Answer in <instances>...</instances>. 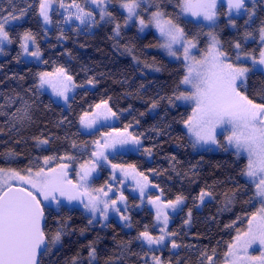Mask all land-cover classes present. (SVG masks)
I'll list each match as a JSON object with an SVG mask.
<instances>
[{"label":"trees","instance_id":"obj_1","mask_svg":"<svg viewBox=\"0 0 264 264\" xmlns=\"http://www.w3.org/2000/svg\"><path fill=\"white\" fill-rule=\"evenodd\" d=\"M81 1L75 0L76 3ZM262 1L257 0L258 8L250 23H246L243 17L234 18V29L229 28L228 19L224 17L225 8L220 7L221 18L215 33L223 50L229 54V62H236L237 50L233 45L237 41L242 45V55L249 53L258 57L261 49L257 41L258 30L264 23ZM0 6H4L0 15H7L13 9L15 13L20 10L28 13L21 24L7 28L13 42L9 44L7 54L0 58V105L3 106L0 107V113H3L0 114V154H3L0 155V167L22 172L30 167L36 171L43 166L45 156H56L57 159L50 163L51 167L56 166L60 162L59 157L65 153L77 154L71 147L73 141L78 145H89L88 154L79 159L83 162L90 155L91 142L99 137L101 131L110 128L99 129L95 135L83 134L79 117L107 100L118 116L117 124L112 128L123 130L125 125H131L129 131L140 137L142 145L139 151L122 153L112 162L125 166L134 164L138 171L148 176L151 184L158 185V194L165 202L175 200L177 195L185 198L182 209L170 219L168 232L176 235L170 237L166 247L149 252V258L159 255L164 264H200L201 252L207 249L211 255L215 249L214 264H223L227 245L238 230H247L248 218L261 205L258 200L251 199L254 186H250L241 175L247 165L246 158L226 150L222 136L218 152L194 151L184 129L191 108L172 104L176 96L187 91L180 83L185 75L183 64L168 60L157 50L159 41L153 32L138 36L135 29L130 28L117 42L113 23H96L91 29L67 26L56 9L52 14L51 30L46 36L36 0H30L27 5H21L19 0H0ZM163 7L168 13L175 14L176 0ZM112 11L117 13L115 7ZM117 14V19L121 20V15ZM177 22L190 37L198 35L194 23L180 18ZM25 32H31L35 37L41 52V64L22 59L20 36ZM246 33H252L251 40L244 39ZM118 43L122 46L120 51L116 48ZM198 45L201 51L206 48L205 37L199 36ZM126 48H131L137 59L159 71L141 74ZM242 63L251 66L250 60ZM57 67H64L78 85L66 108L55 104L49 94L38 89V73L51 72ZM89 79L94 81L91 89L86 87ZM243 90L254 102H264V75L256 71L248 73ZM10 99L15 100L11 107ZM24 101L30 106L31 122L25 121L21 125L9 117ZM153 102L157 105L154 109L151 107ZM35 137L48 139L49 143L37 146ZM146 148L151 149L150 156L145 152ZM9 150L17 155L6 159ZM108 176L106 169H100L93 185H104ZM201 189L213 195L198 207ZM150 195L156 196L157 192L151 191ZM127 202V223L131 227H125L114 219H109L104 225L99 220L90 224L91 218L77 208L60 206L57 210L44 209L43 230L48 245L58 228L63 227L65 234L55 250H48L40 256L39 264H67L77 253L82 264H88L87 246L90 242L98 250L99 264H106L110 258H116L117 264H144L140 257L147 248L135 237L146 226L150 234H158L154 216L145 206L135 209L138 203L135 196L128 194ZM189 210L192 213L190 219ZM186 219L189 220L187 225L184 223ZM172 239L181 247L172 249Z\"/></svg>","mask_w":264,"mask_h":264},{"label":"snow or ice","instance_id":"obj_2","mask_svg":"<svg viewBox=\"0 0 264 264\" xmlns=\"http://www.w3.org/2000/svg\"><path fill=\"white\" fill-rule=\"evenodd\" d=\"M113 2L114 0H91L99 11L100 21L114 23L113 33L118 38L121 35V23L116 21V17L108 7ZM217 2L218 0H176L179 11L172 14L166 12L163 7L166 3H172V0H118L119 8L126 13L123 17L124 26L135 21L139 25V32L154 27L158 33L157 46L176 60L181 59L182 49L186 74L180 83L190 86L192 91L181 92L175 98L195 102L192 115L184 122L188 132L194 137L193 147L209 143L219 146L216 130L223 128L224 131L230 129V134L225 139L228 146L235 149L236 155L247 154V165L241 171V175L247 177L250 186H254L251 199L258 200L261 206L248 218L247 230L243 232L238 230L233 241L227 245L223 264H249V262L264 264V102H254L240 90L248 73L255 71L257 65L262 66L259 71L264 72V48L260 50L259 58L249 53L242 55V45L237 41L233 45L237 50L236 62H229V54L223 50L220 40L212 31H209L207 48L203 51L201 58L197 59L194 52L199 42L198 35L190 37L181 23L177 22L180 16H190L196 21L201 19L207 21V26L210 28L214 27L217 19ZM55 3L56 0H39L38 14L45 25L52 22L49 13ZM146 4L149 7H144ZM60 7L75 8L77 10L75 19L81 24L87 23L91 26L99 22L92 11H85L80 4L75 3V0L67 6L61 0ZM151 8L155 10L152 11ZM228 10L229 13L247 11L245 0H228ZM15 11L13 9L7 15H0V44L13 42L9 31L6 30V25L12 20L19 19L24 15L25 10H20L19 16L15 14ZM253 15L254 13L249 12L250 19ZM68 18L65 17L66 20ZM258 31L260 42L264 44V23ZM251 37L252 33H246L244 39ZM29 42L35 45V37L31 32L23 33L20 36V47L23 53L39 60L41 57L39 48L30 51ZM127 51L131 53V49ZM133 59L137 58L133 56ZM247 60H251V66H243L242 62ZM156 70L159 71V69ZM38 81L39 89L47 86L51 89L52 95L61 98L65 104L70 98L68 94L78 87L73 76L64 67H57L53 72L38 73ZM87 83L91 85L94 81L89 79ZM14 103L15 100L10 99L9 107ZM156 106L155 102L151 105L153 109ZM0 107L3 106L0 105ZM9 119L21 125L25 121L31 122L28 103L24 101L21 107L11 113ZM110 119H118V116L109 106L108 101L104 100L96 104L94 109L84 112L79 117V123L88 135H95L98 124L100 127L106 126L100 121ZM130 127L131 125H125L123 130L100 132L99 138L91 142L90 155L82 163H79V159L88 154L89 145L88 143L78 145L73 141L71 147L77 154L65 153L59 157L60 162L55 167H51L50 163L57 159L56 156H45L43 166L36 171L30 167L24 172L0 167V264H39L38 251L46 252L49 246L42 227V221L45 220L43 205L45 202H51L59 208L61 200L58 197L65 198L69 203L79 201L91 214L90 224L97 217L101 221L107 220L110 211L120 215L122 221H128L129 217L122 214L128 211L127 205L123 209L119 206L126 197L120 193L114 199L109 198V193L113 192L111 181L124 183L117 173L135 181L141 201L147 198V203L155 209V220L163 225L159 229L158 236L150 234L146 226L145 230L135 237L148 246L140 259L144 264H149V259L152 264H164L160 256L151 255L149 258L148 253L155 251L152 248L153 245L166 247V238L176 235L175 232L166 230L169 222L167 210L175 211L183 204L185 198L177 195L175 200L167 202H164L161 196L153 198L147 195L146 189L149 186L155 189L158 185L151 184L147 175L138 171L134 164L125 166L112 162V159L122 154L126 146L132 145L135 146L136 151L140 150L141 139L129 131ZM34 139L37 146L49 143L48 139L40 137ZM145 152L151 155V149L146 148ZM15 155L17 154L9 150L5 158L10 159ZM77 164L78 167L74 169ZM106 166L112 169L110 180L106 181L105 187L92 188L91 183L96 179L94 173ZM70 170H75V182L69 178ZM212 195L210 191L201 189L198 199L204 202L205 198H210ZM225 195L227 196V193ZM227 202L230 203L231 200ZM191 215L189 210V219ZM184 223L187 225L189 220L186 219ZM125 227H131V225L126 223ZM64 234V228H58L51 236V245L59 244ZM255 243H259L262 249L258 257L248 254V249ZM87 247L88 264H99L98 250L92 242ZM179 247L181 245L172 239L171 248ZM200 255L202 258L200 264H214L215 249L212 250L211 255L208 254L207 249ZM67 264H82L80 254L72 256ZM106 264H117V259L110 258Z\"/></svg>","mask_w":264,"mask_h":264},{"label":"rangeland","instance_id":"obj_3","mask_svg":"<svg viewBox=\"0 0 264 264\" xmlns=\"http://www.w3.org/2000/svg\"><path fill=\"white\" fill-rule=\"evenodd\" d=\"M29 1H30V0H19V3H20L21 5H27ZM36 1H37V5H38V8H39V0H36ZM60 2H61V0H56V3L53 5V9H52V10L50 11V13H49V14H50V17H51V21H52V14H53V12L57 9L58 13L60 14V16L62 17L64 23H65L67 26L75 25V26L79 27L80 29H83V28L91 29V28H92V26H93L94 24L91 25V26H89L87 23H86V24H81L79 20H76V19H75V15L77 14V10H76L75 8H68V7H66V8H61V7H60ZM63 3L67 6V5H71L73 2H70V1H68V0H63ZM75 3H76V2H75ZM78 4H80V6H81L82 8L85 9V11H92V12H93V15H94V17H95V19H96L97 21H99V22H98L99 24H104V23H106V22L100 21V19H99V11H98V9H96V6H95L94 4L91 3V0H82L81 3H78ZM245 6H246L247 11L241 10L240 13H237V12H235V11L229 13V10H228V0H218V2H217V19H216V24H215L214 27H211V28L207 26V25H208V22H207V21H203L202 19L199 20V21H196V20H194V19H193L192 17H190V16H180L179 18L182 19V20H185V21H192V23H194V24L196 25V27H197V32H198V41H199V36H203V37H205V39L207 40V33H208L209 31H212V32L216 35V33H215V27L217 26V24L219 23V20H220V18H221L220 7H224V8H225V14H224V17H225L226 19H228V26H229L230 29H234V26H233V24H234L233 19H234V18H241V17H243V18L246 19V21H247L248 23H250V22L253 20V18H254V16H255V13H256V11H257V8H258V6H257V0H245ZM108 7H109V11H111V12L113 13V15L116 17V21H118V22L121 23V35H120V37H118V38L115 37V35H114V33H113V35H114V37L116 38L117 42H118L119 40H121V38H122V33L125 32V31H127V30L130 29V28H134L138 36H144V35H146V34L149 33V32H153V33L156 35V37L158 38V33L156 32V29H155L154 27H152V28H147V29L144 30V32H139V30H138V29H139V25H138L135 21H131V22H129V24H128L127 26H124V24H123V17H124V15H126V13H124V12L119 8V3H118V1H117L116 3H113V4L109 5ZM114 7L116 8L117 13H119V14L121 15V17H122L121 20H118V19H117L118 14L112 11V9H113ZM144 7L147 8V7H149V5L146 4V5H144ZM262 7L264 8V0L262 1ZM3 9H4V6H0V13H1V11H2ZM164 9H165L166 12H168L166 8H164ZM151 10L154 11L155 8H151ZM178 11H179V9L176 8V12H178ZM249 12L254 13V15L252 16L251 19L249 18ZM15 14L19 16V15H20V12H19V13H15ZM27 14H28V13L25 11V12H24V15L20 16L19 19L10 21V22L6 25V30H7V28H9V26H13V25L15 26V25H19V24H21V22L25 20ZM142 14H144L145 16L147 15L146 13H142ZM65 17H69V18L66 20ZM230 20H231V23H230ZM40 23H41V26H42V30H43V32H44V33L46 34V36H47L48 32L51 30L52 22H51L50 24L45 25V24L43 23L42 18L40 17ZM113 24H114V23H113ZM216 36H217V35H216ZM251 39H252V37L249 38V39H247V40H251ZM35 41H36V40H35ZM257 41H258V43H259L261 49L264 48V44H261V42H260L259 35H258ZM207 43H208V40H207ZM8 46H9L8 43L0 44V58H1V57H4V56L7 54V52H8V50H7ZM37 47L39 48L37 42L35 43V45H33L31 42H29V50H30V51H34ZM119 47L121 48L122 46L119 45V43H118V46H117V44H116V48H117L118 50L120 49ZM206 48H207V46H206ZM206 48H205L204 50H206ZM127 49H131V48H126V52H127V54L132 58V61H133L134 65H136V66L139 68L138 71H139L141 74H143V73H155V72H157V70H156L157 68H156V67L149 66V65L145 64L144 62L140 61L139 59H135V60H134V59H133V56H134V55L132 54V49H131V53H129V51H127ZM261 49H260V50H261ZM39 50H40V49H39ZM157 50L160 51V52H161V53H162V54H163L168 60L182 63L183 66H184V69H185V74H186V68H185V64H184V61H183V57H182V49H181V59H180V60H176L175 58L168 56L167 53H166L163 49L159 48L158 46H157ZM204 50H203V51H204ZM20 51H21L22 59H23L25 62H31V63H34V64H41V63H42V58H41V57H40V59L38 60V59H36V58H34V57L28 56L27 54H24V53H23V50L21 49V47H20ZM119 51H120V50H119ZM203 51H201V50L199 49V45H198V46H197V50L194 52V54L196 55V58H197V59H200V58H201V55H202ZM257 58H259V54H258V57H257ZM247 61H249V60H247ZM250 61H251V60H250ZM146 65H147V66H146ZM243 66H244V65H243ZM261 67H262V66L257 65L255 71H256V72H260V73H262V74L264 75V72L259 71V69H260ZM53 71H54V70H53ZM53 71H51V72H53ZM245 81H246V79L243 81V87L240 89L243 93H244V90H243V89H244V86H245ZM38 83H39V81H38ZM182 85H183V84H182ZM183 86H184V88L187 90L185 93H187V92H191V91H192V89L190 88V86H187V85H183ZM86 87H89V88L91 89V88H93L94 86H93V84H91V85L88 84ZM38 89H39V88H38ZM75 90H76V88L73 89L72 92H70V93L68 94L69 97L72 96V94L74 93ZM39 91H40V92H43V93H47V94H49V95L51 96V98L53 99V101H54L55 104H57V105H59V106H61V107H63V108H66V107H67V104H65V102H64L61 98H59V97H55V96L52 95L51 89L48 88L47 86H45V88H43V89H39ZM172 104H173V105H176V106H179V107H189V108H191V115H192V112H193V108L195 107V102H194V101H183V100H177L176 98L173 99ZM93 109H94V108H93ZM191 115H190V116H191ZM100 123H101V124H104V125H106V126H105V127H100V125L98 124V125H97V129H98V130H99V129H102V128H106V127H108V128H110V129H108V130H106V131H101V132L112 131L113 129H115V128H112V127H114V125L117 124V119H110V120H107V121L101 120ZM79 126H80V131H81L83 134L88 135V134H87V131L81 128L80 123H79ZM184 129L186 130V132H187V134H188V137H189V139H190V142H191V144H192V146H193L194 137H192V136L190 135V133L188 132V130H187V128H186L185 125H184ZM119 130H121V129H119ZM216 131H217V133H218V135H217V140H218V142H219V146H217L216 144H211V143L206 144V145H200V144H198V145H196L195 147H193L194 151H196V152H207V153H215V152H218V151L220 150V141H219V140H220V138H221V136H222V138H223V143H224V145L226 146V150H229V151H232V152L235 153V149L232 148V147H230V146H228L227 141H226V139H225V137H226L227 135L230 134V129H229L228 131H224L223 128H217ZM99 136H100V135H99ZM98 138H99V137H98ZM96 139H97V138H96ZM134 151H136V150H135V146L129 145V146H126V149H125L122 153H126V152H134ZM235 154H236V153H235ZM240 156H243V157L246 158V160H247V154H241ZM79 163H82V162H79ZM53 167H55V166H53ZM76 167H78V164L74 166V169H75ZM104 169H106V170L109 172V176H108V181H109V180H110L111 173H112V169L110 168V166H106ZM99 171H100V170H98L97 173H94V176H97V175L99 174ZM117 176L119 177V179L124 180V183H123V184H120L118 181H111V186H112V188H113V192H110V193H109V198H113V199H114V198H116L117 195H119L120 193H122V194L126 197V200H125L123 203H121L119 206L121 207V209H123V208L125 207V205H127V208H128L127 195L129 194V195L135 196V197L138 199V203L136 204L135 209H140V208H142V207L145 206V207H147V208L153 213L155 226H156V229H157V232H158V234H157L156 236L160 235V230H159V229H160V227H162L163 225H162V224H159V223L155 220V209H154L150 204L147 203V198H145L143 201H141L139 191L136 189L135 181L132 180L131 178H125L124 176L120 175L119 173H117ZM69 178L72 179V180L75 182V179H76L75 170H70V172H69ZM245 180L247 181V177H245ZM247 182H248V181H247ZM14 183H15V182H14ZM105 185H106V183H105L104 185H101V186H94V185H93V181H92V183H91V187H92V188L105 187ZM151 191H156V192H157V195H156V196H160V195L158 194L157 189H156V188L153 189V188H151V186H149V188L146 189L147 195H150V192H151ZM150 196H151V195H150ZM156 196H152V197L155 198ZM41 199H42V198H41ZM58 199L61 200V205H60V206H65V207H68V208H77V209L81 210L85 215H87V216H89L90 218H92V217H91V214H90L88 211H86V210L84 209L83 205L80 204L79 201H73V202L69 203V202H68L65 198H63V197H58ZM209 199H210V198H205V201H204V202H201V201L199 200V201H198V207H201V205H202L203 203H205L206 201H208ZM164 202H165V201H164ZM184 203H185V200H184L183 204L180 205V206H178L177 209H176L175 211H173V210H171V209H168V210H167V211L169 212L168 228H169V224H170L171 216L177 214V213L182 209ZM138 205H139V206H138ZM60 206H59V207H60ZM43 207H44V209H52V210H57V209H58L57 206H56L55 204L51 203V202H45L44 205H43ZM122 214L128 216V212H123ZM109 219H114L115 221H117L118 223H120V224H122V225H125V224L127 223V221H122V220L120 219V215H118V214L115 213V212H111V211H110L109 214H108V219H107V220L101 221V220H99L98 217H97L96 220H99L100 223H101L102 225H104ZM96 220H94V221H96ZM168 228L166 229L167 231H168ZM169 242H170V237H169V238H166L165 243L167 244V243H169ZM60 243H61V241H60ZM60 243L57 244V245H55V246H52V245H51V238H50V242H49L48 250H49L50 252H52L53 250H55V249L60 245ZM142 243H143V242H142ZM144 245L146 246V248H148V246H147L146 244H144ZM253 246H255V247L261 249V246L259 245V243H255V244H253V245L248 249V252L250 251V249H251ZM163 247H164L163 245H161V246L153 245V246H152V248H153L155 251H157V249H161V248H163ZM261 250H262V249H261ZM260 255H261L260 253L253 254V256H257V257L260 256ZM156 256H159V255H156ZM150 257H151V256H150ZM150 264H152L151 260H150ZM249 264H254V262H249Z\"/></svg>","mask_w":264,"mask_h":264},{"label":"flooded vegetation","instance_id":"obj_4","mask_svg":"<svg viewBox=\"0 0 264 264\" xmlns=\"http://www.w3.org/2000/svg\"><path fill=\"white\" fill-rule=\"evenodd\" d=\"M261 249L260 248H257L255 246H253L250 251L248 252L249 255H253V254H257V253H260L261 254Z\"/></svg>","mask_w":264,"mask_h":264},{"label":"water","instance_id":"obj_5","mask_svg":"<svg viewBox=\"0 0 264 264\" xmlns=\"http://www.w3.org/2000/svg\"><path fill=\"white\" fill-rule=\"evenodd\" d=\"M44 223H45V220L42 221V227H44ZM43 253H44V252H43ZM43 253H41V251H38V254H37L38 262H39V258H40V256H41Z\"/></svg>","mask_w":264,"mask_h":264}]
</instances>
